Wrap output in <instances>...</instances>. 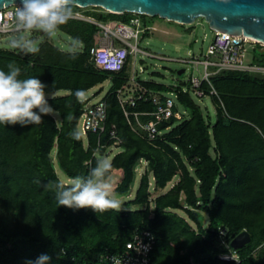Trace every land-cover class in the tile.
<instances>
[{
    "label": "trees",
    "instance_id": "obj_1",
    "mask_svg": "<svg viewBox=\"0 0 264 264\" xmlns=\"http://www.w3.org/2000/svg\"><path fill=\"white\" fill-rule=\"evenodd\" d=\"M90 6L84 11L93 17L125 21L131 14ZM139 14L146 23L158 16ZM60 30L81 41L77 53L48 38L35 54L0 46V69L7 71L14 61L21 78L41 79L58 114L45 116L38 125L0 124V264H26L42 253L52 256V264H106L101 255L123 250L135 229H149L154 236L148 264H264V75L238 69L215 73L213 118L190 92L177 88L187 116L161 121L159 127H171L149 140L131 128L115 92L127 81L130 58L120 71L100 69L89 52L96 25L71 18ZM253 60L264 63V49ZM106 79L103 130L88 132L86 138L79 131L80 139H73L83 104L90 99L78 98L77 91ZM139 80L153 89L167 88L154 79ZM131 108L153 106L138 101ZM113 127L120 138L110 158L111 172L121 169L114 185L119 198L131 193L136 168L145 162L133 196L122 202L120 212L57 208L54 192L43 187L61 179L55 161L67 178L87 175L95 166L97 141L105 150L113 143ZM174 176L171 186L151 197L150 177L154 188L162 189ZM219 226L226 228L223 237ZM243 229L250 240L232 248L231 238ZM233 250L238 261L219 256Z\"/></svg>",
    "mask_w": 264,
    "mask_h": 264
},
{
    "label": "built area",
    "instance_id": "obj_2",
    "mask_svg": "<svg viewBox=\"0 0 264 264\" xmlns=\"http://www.w3.org/2000/svg\"><path fill=\"white\" fill-rule=\"evenodd\" d=\"M19 4L20 2L17 1L1 5L0 12L9 11L14 5ZM76 6L80 8L74 9L75 14L72 18L92 22L96 25L97 30H100V34L95 35V41L89 48L90 58L96 67L120 71L129 55L132 54L135 57L138 51L160 57H168L163 54L152 53L138 45V37L142 31L156 28L149 22H144L139 13L131 12L127 20L109 24L86 14L84 10L87 6ZM6 32H11V28L0 29V33ZM130 38H133L134 41H131ZM251 44L253 46L257 44L259 48L264 45L258 39L245 34H231L226 31L213 29L212 41L203 51L202 58L191 55L186 58H178L189 63L193 69L186 77L165 83L166 89L150 88L139 79H134L133 74L128 75L127 81L135 82V86L128 87L125 82L115 92L131 128L140 136L149 140L160 136L171 127V124H167L163 128L159 127L161 121L170 117L181 120L187 116L185 108L182 110L178 108L180 103L177 101V88L190 92L192 96L198 99L217 94V90L212 84V76L220 70L238 69L264 75V63L254 61L252 56L247 58L248 45ZM199 64L202 65L200 71L198 68ZM194 68L198 73L194 72ZM140 69L142 68L140 67ZM86 98V96L81 97L82 100ZM138 101H149L153 108L151 110L132 109L131 106ZM141 115H146V118L142 119ZM105 117L106 102L102 96L92 101L88 100L83 104L78 119V129L85 138L88 132H100L104 128ZM110 137L114 139L110 146H115L118 150L119 147L116 142H119L120 138L116 134L114 127L110 130ZM101 146H104V144L99 143L98 140L92 155L98 154ZM219 232L223 237L226 233V228L219 226ZM153 244L154 236L149 229H135L131 236L125 240L123 250L116 252L107 251L101 255V258L106 264H114V258L118 259L120 264H148L149 253L153 248ZM219 256L223 259L238 261V256L234 250L222 252Z\"/></svg>",
    "mask_w": 264,
    "mask_h": 264
},
{
    "label": "clouds",
    "instance_id": "obj_3",
    "mask_svg": "<svg viewBox=\"0 0 264 264\" xmlns=\"http://www.w3.org/2000/svg\"><path fill=\"white\" fill-rule=\"evenodd\" d=\"M75 0H20L11 10L0 12V29H9L8 46L24 54L39 52L43 37L33 38L32 33H42L48 38L57 36L62 25L74 16ZM10 22V25H9ZM81 41L72 39L69 51L77 53ZM74 58V57H73ZM48 85L38 77L21 78V69L16 63L9 62L7 71L0 69V124L21 125L41 124L45 116L55 114L49 103L45 89ZM83 97V91H77ZM72 117L69 116L70 120ZM73 139H80V132L72 133ZM99 152V150H98ZM112 161L102 154L96 156L95 166L87 175L70 176L44 184L45 191L55 195L57 208L91 209L93 212L115 210L120 212L122 201L119 199L110 172ZM36 183H41L39 180ZM53 258L42 253L34 261L26 264H52ZM114 264L120 261L114 258Z\"/></svg>",
    "mask_w": 264,
    "mask_h": 264
},
{
    "label": "rangeland",
    "instance_id": "obj_4",
    "mask_svg": "<svg viewBox=\"0 0 264 264\" xmlns=\"http://www.w3.org/2000/svg\"><path fill=\"white\" fill-rule=\"evenodd\" d=\"M75 8H80L75 6ZM74 8V9H75ZM86 8H91V6H87ZM96 10H99L98 7H94ZM106 10V9H105ZM96 19L101 20L103 22L113 24L116 22V19L110 18L108 15H95ZM149 18V16H146ZM150 24L154 25L155 29L145 30L139 34L138 37V45L142 48L149 50L152 53L163 54L168 57H160L157 55L147 54L141 51L136 52L135 57L132 54L129 55L128 58V75H132L134 79H154L159 82L168 83L176 81L177 79L186 77L192 71V67L189 63L179 60L178 58H186L189 55L198 56L202 58L203 51L207 47V45L212 41L213 38V29L209 27L207 22L204 21L203 18L198 17L195 19L193 23H178L172 20H167L164 17H152L149 21ZM96 34H100V30H97ZM13 35V32L0 33V46H4L10 48L8 46L9 37ZM33 38H48L44 36L42 33H32ZM52 40L56 45L63 49H69L70 42L73 37H71L66 32L60 30L56 37L48 38ZM131 41H134L133 38H130ZM12 49V48H11ZM248 54L247 58L251 56L258 55L259 50L264 49V45H261L259 48L257 44L254 46L248 45ZM19 51L18 49H16ZM20 53H23L19 51ZM263 63V62H261ZM184 66L185 70L181 74L177 73V69ZM140 67L142 69H140ZM199 71L202 68V65L198 66ZM194 72L198 73V71L194 68ZM128 87H134L135 82L126 81ZM110 84L109 79L104 80L101 84L95 85L85 91L84 96L90 97L89 100H95L98 97L102 96L106 91ZM101 86V91L98 94H94V92ZM61 92V91H58ZM193 98L201 104L205 112H208L210 116L213 118L216 107L214 102L211 99V96H205L201 99L193 96ZM178 108L180 110L184 109L182 104H178ZM187 114V110H185ZM55 116L58 117L57 112L55 111ZM117 147L108 146L105 152L102 154L109 158L116 152ZM99 154V153H98ZM96 154V156L98 155ZM145 166V162L142 161L136 168V176L133 184V188L131 193L128 196H124L121 199L124 200L133 196L136 186L138 184V179L140 173L143 171ZM55 169L61 179H67L66 175L62 172L57 162L55 161ZM111 178L114 183L119 180L121 176V171L119 169H113L111 172ZM177 179V176H174L170 181L167 182L166 186L162 189L154 188L153 178L150 177V191L151 197L155 196L158 192L165 190ZM123 207V204H122ZM125 207V206H124ZM131 207V206H129ZM177 212L184 214L181 210H177Z\"/></svg>",
    "mask_w": 264,
    "mask_h": 264
},
{
    "label": "water",
    "instance_id": "obj_5",
    "mask_svg": "<svg viewBox=\"0 0 264 264\" xmlns=\"http://www.w3.org/2000/svg\"><path fill=\"white\" fill-rule=\"evenodd\" d=\"M20 0H0V6ZM79 6L97 5L122 13L137 12L158 15L178 23H193L201 17L212 29L231 34H247L264 43V0H75ZM184 67L177 69L181 74ZM104 146L99 149L103 154ZM250 240L246 229L230 240L232 248H238Z\"/></svg>",
    "mask_w": 264,
    "mask_h": 264
},
{
    "label": "bare ground",
    "instance_id": "obj_6",
    "mask_svg": "<svg viewBox=\"0 0 264 264\" xmlns=\"http://www.w3.org/2000/svg\"><path fill=\"white\" fill-rule=\"evenodd\" d=\"M245 35H247V34H245ZM247 36H249V35H247ZM249 37H252V36H249ZM252 38H254V37H252ZM256 39V38H255Z\"/></svg>",
    "mask_w": 264,
    "mask_h": 264
},
{
    "label": "crops",
    "instance_id": "obj_7",
    "mask_svg": "<svg viewBox=\"0 0 264 264\" xmlns=\"http://www.w3.org/2000/svg\"><path fill=\"white\" fill-rule=\"evenodd\" d=\"M121 171V169H119Z\"/></svg>",
    "mask_w": 264,
    "mask_h": 264
}]
</instances>
